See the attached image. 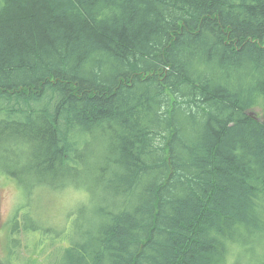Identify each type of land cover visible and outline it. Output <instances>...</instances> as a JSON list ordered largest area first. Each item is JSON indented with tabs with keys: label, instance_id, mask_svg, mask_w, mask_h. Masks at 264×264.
<instances>
[{
	"label": "trees",
	"instance_id": "trees-1",
	"mask_svg": "<svg viewBox=\"0 0 264 264\" xmlns=\"http://www.w3.org/2000/svg\"><path fill=\"white\" fill-rule=\"evenodd\" d=\"M22 177L79 203L58 226L18 203L0 264H264V0H0Z\"/></svg>",
	"mask_w": 264,
	"mask_h": 264
},
{
	"label": "rangeland",
	"instance_id": "rangeland-1",
	"mask_svg": "<svg viewBox=\"0 0 264 264\" xmlns=\"http://www.w3.org/2000/svg\"><path fill=\"white\" fill-rule=\"evenodd\" d=\"M250 113L253 117L259 119L260 113L258 109ZM31 182L35 183V180H27L24 177L18 178L17 181L13 182L0 180V259L5 258L7 254V228L13 210L18 203L24 207L23 213L29 214L26 217L27 226L35 225L33 224L34 222L58 226L62 222L66 211L69 208L73 210L79 203L74 194L47 196V188H32L29 184ZM18 190L21 191V200ZM13 236L18 240L16 246L13 247L14 259L18 263H22L25 259L30 258L31 255H35V242L30 243L34 239L33 237L28 238L23 232H18V234ZM52 249H54V246L47 244V240L44 239V252L41 257H44Z\"/></svg>",
	"mask_w": 264,
	"mask_h": 264
}]
</instances>
